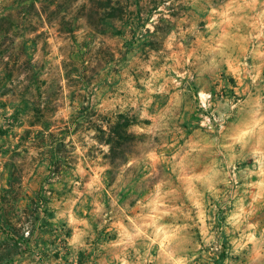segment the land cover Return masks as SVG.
<instances>
[{
	"label": "rangeland",
	"instance_id": "1",
	"mask_svg": "<svg viewBox=\"0 0 264 264\" xmlns=\"http://www.w3.org/2000/svg\"><path fill=\"white\" fill-rule=\"evenodd\" d=\"M14 195L8 264H264V0H0Z\"/></svg>",
	"mask_w": 264,
	"mask_h": 264
},
{
	"label": "trees",
	"instance_id": "2",
	"mask_svg": "<svg viewBox=\"0 0 264 264\" xmlns=\"http://www.w3.org/2000/svg\"><path fill=\"white\" fill-rule=\"evenodd\" d=\"M158 5V4H157ZM117 123H121L122 121V127L124 128L125 132L127 131V128L135 123V119L128 118V116L124 114H119L117 117ZM14 200L11 203V214L7 216V218H4L3 215L0 214V230L4 233V236L0 239V264H8L9 262H13V249L14 251H17L19 248L20 243H24V237L23 233L21 232V228H18L14 224H12V213L17 214L16 208H17V195L13 196ZM35 202V201H34ZM39 210V205L35 202V205L33 206L31 213L34 215ZM36 219V218H35ZM67 237L71 236L70 231L67 232ZM26 240V239H25ZM30 241V240H28Z\"/></svg>",
	"mask_w": 264,
	"mask_h": 264
}]
</instances>
